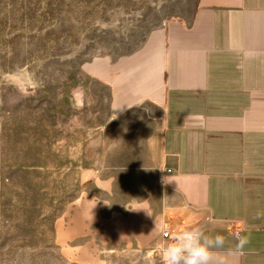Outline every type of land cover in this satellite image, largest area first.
<instances>
[{"label":"crops","instance_id":"0c3cea01","mask_svg":"<svg viewBox=\"0 0 264 264\" xmlns=\"http://www.w3.org/2000/svg\"><path fill=\"white\" fill-rule=\"evenodd\" d=\"M87 71L109 89L102 158L118 162L56 221L60 253L94 264L98 246L139 251L198 226L224 237L211 264H264V0H197Z\"/></svg>","mask_w":264,"mask_h":264},{"label":"rangeland","instance_id":"374dc122","mask_svg":"<svg viewBox=\"0 0 264 264\" xmlns=\"http://www.w3.org/2000/svg\"><path fill=\"white\" fill-rule=\"evenodd\" d=\"M196 1L0 0V264H88L53 238L86 179L118 162L102 158L109 89L87 67L135 51ZM161 244L98 246L94 264H163Z\"/></svg>","mask_w":264,"mask_h":264},{"label":"clouds","instance_id":"9594fccd","mask_svg":"<svg viewBox=\"0 0 264 264\" xmlns=\"http://www.w3.org/2000/svg\"><path fill=\"white\" fill-rule=\"evenodd\" d=\"M247 242V238L242 237L237 248L242 250ZM223 244V236H209L200 227L193 226L177 232L172 242L159 246V251L163 264H211L213 249Z\"/></svg>","mask_w":264,"mask_h":264},{"label":"built area","instance_id":"2783aa9c","mask_svg":"<svg viewBox=\"0 0 264 264\" xmlns=\"http://www.w3.org/2000/svg\"><path fill=\"white\" fill-rule=\"evenodd\" d=\"M167 170L170 171V169H167ZM161 234H162V237H163V240H162L163 243H168L165 240L169 239V238H171L173 236V234L170 232L169 228H167V227H163V229L161 231Z\"/></svg>","mask_w":264,"mask_h":264}]
</instances>
